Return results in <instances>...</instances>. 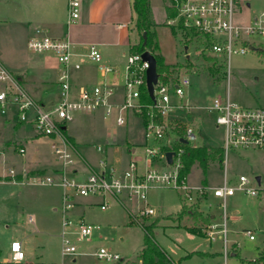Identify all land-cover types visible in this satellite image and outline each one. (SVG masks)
I'll use <instances>...</instances> for the list:
<instances>
[{"label":"rangeland","instance_id":"1","mask_svg":"<svg viewBox=\"0 0 264 264\" xmlns=\"http://www.w3.org/2000/svg\"><path fill=\"white\" fill-rule=\"evenodd\" d=\"M132 1L88 0L83 4V18H90L86 16L90 9L93 15V23L86 24L92 33L87 38L88 46L96 43L91 39L108 43L101 47V51L118 58L122 68L126 64V58L121 56L122 45H115L113 42L118 37L120 43L124 44L127 38L133 41L139 35L135 26V14L130 9ZM18 3L21 8L19 13L23 14L25 1L18 0ZM247 3H250V7ZM31 4L36 8L35 0ZM58 4L57 12L61 22L58 31L65 32L66 25L63 22L68 13L63 0ZM150 9L154 22L152 29L156 33L160 53L165 57L166 63L172 66L171 79L178 76L180 79L189 77L191 80V85L185 87L183 98V104L190 106L185 107L184 111L175 110L170 116L183 117L193 128L197 139L191 144L222 146L225 130L216 123V113L199 107H208L218 95H229L231 101L241 107H264V52L250 49L246 54L235 53L230 59V65L223 57H219L218 61H208L199 54V49L202 48L196 42L189 43L186 50L187 39L183 31L168 24L173 17L169 0H150ZM263 13L264 0H239L236 21L246 26L253 23L255 16ZM11 15L9 5L0 3V56L7 68L12 70L13 67H22L30 72L38 55L27 49L23 37L17 38ZM79 16L77 21L82 19V13ZM119 24L124 25L121 30L118 28ZM69 27V30L73 29V25L69 24ZM261 43L264 47L263 38L253 37L254 47L259 48ZM58 88V84L33 82L29 94L35 99H42L43 108L51 110L59 98L56 91ZM118 91L121 90L117 89L116 95ZM174 98L178 100L177 97ZM194 106L197 108H192ZM117 114V109H114L111 116H105L101 111L75 112L71 120L65 123V133L73 137L78 151L96 170L100 169L99 161L105 155L96 150L97 145L102 146L104 152L106 148L109 154L108 165H115L110 156L113 146L121 149L124 161L130 158L127 152L130 144L136 148L135 157L143 155L146 140L142 118L132 110H126L122 112L124 123L118 125ZM5 117L11 118L8 123H3ZM32 117L33 111L27 110L28 122L23 123H27L29 134L36 142L33 146L30 142L21 141L17 138V132L10 130V125L18 121L15 107L10 105L4 114L0 113V145L7 139L11 141L6 150L9 156H3L4 160H0V171L8 172L14 168L18 173L17 180H20L23 168H42L45 169V175L56 176L50 168L58 164L51 148L53 141L35 130L30 123ZM170 136L177 137L172 133ZM22 144L25 146L24 154L18 152ZM33 148L36 150L33 151ZM157 163L161 170L169 168ZM84 165L83 160L75 155V167L85 177L91 170ZM242 175L251 180V185L260 194L251 196L237 191L228 198L230 253L227 257L223 238L216 237L212 241L208 238L206 230L210 221H196L192 216L180 218L176 214L184 204L183 191L161 185L151 186L147 191L146 203L155 211L148 216L138 213L139 209L145 207L144 201L130 200L124 196L115 200L106 196L109 205L102 210L101 196L74 197L76 205L68 213L73 219L81 218L86 223L99 226V229L93 231L90 242H76L78 252L75 255H62L61 213L58 210L61 189L55 186L30 185L26 179L23 184L7 182L12 178L3 172L0 175V264H10L5 260L9 259V248L13 240L24 242L25 261L28 264H105L95 255L100 247L119 254L121 260L109 264L137 262V255L143 244V229L139 223L156 218L158 223L153 231L154 239L171 257V264H248L256 263L258 259L260 264H264V148L232 150L225 157L222 168L212 166L207 174L200 167L194 166L187 182L190 186L212 188L223 185L227 180L229 185L238 186ZM258 177L261 178L260 182ZM76 179L79 180L80 177ZM205 197V200L198 203L204 216L221 211V200L212 191ZM215 222H222L221 212ZM190 227L201 230V233H191L188 230ZM248 230L254 233V240L247 235ZM73 259L75 262H72Z\"/></svg>","mask_w":264,"mask_h":264},{"label":"built area","instance_id":"2","mask_svg":"<svg viewBox=\"0 0 264 264\" xmlns=\"http://www.w3.org/2000/svg\"><path fill=\"white\" fill-rule=\"evenodd\" d=\"M170 7L175 15L168 22L180 30L191 29L197 34L192 43L196 42L199 54L210 55L218 61L223 57L230 65L233 54H246L253 45V37L264 39V13L255 16L253 23L242 26L236 21V10L239 0H169ZM81 0H67L68 22L72 23L79 18ZM120 26H124L123 24ZM190 39V38H189ZM249 41V44L245 42ZM26 47L33 53H49L59 64L57 81L59 85V98L51 110H45L44 105L34 99L22 86L18 77L0 63V113L4 114L10 105L15 107L17 120L28 122L27 110L33 111L30 120L35 130L48 137L52 142L51 148L58 161L56 176L37 174L29 175L22 172L20 180L16 179L18 173L9 169L7 175L12 182L27 183L34 186H55L61 189L60 206L62 255H75L78 252L76 242L91 241V235L99 226L86 223L83 219H73L68 213L75 205L74 197L101 196L103 199L100 208L105 210L109 205L106 196L117 200L122 196L130 200L144 201L146 203L147 191L151 186L161 185L180 189L184 194V202L188 205L201 203L212 191L214 196L221 200L222 222H211L207 227L208 238L212 241L216 237L223 238L225 256L230 253L228 245V198L237 191L245 192L251 196H258L257 188L251 185V180L242 175L238 186L229 185L225 180L223 185L208 188L205 186H190L188 177H181L180 158L183 148L175 150V145L185 139L192 143L197 139L191 126H187L184 135L179 134L177 120L183 117H171L175 110L184 111L190 105L183 104L185 87L191 85L189 77L182 79L174 77L168 81L157 78L153 86L151 103L140 101V88L146 86V70L149 63L142 59V53H128L123 68L122 94L117 100V85L105 79L106 75H116L120 71L116 66L103 62L102 54L96 43L88 46L86 57L97 64L98 71L104 79L94 85H80L73 88L70 70L79 69V63H72V42L68 37H51L36 34L26 42ZM254 49V48H253ZM205 58V57H204ZM147 87V86H146ZM177 97L178 100H175ZM192 108H197L196 106ZM215 112L216 123L224 127L223 142L224 155L227 158L230 151L239 149L264 148V107L245 108L231 101L229 95L216 96L208 107H199ZM114 109L118 110L116 122L124 123L122 112L132 110L142 118L146 144L143 146L141 157L131 158L123 169L116 165H108L106 155L99 161L100 169L91 170V173L77 180L75 173V149L65 133V123L71 120L75 112L90 113L101 111L105 116H111ZM177 135L176 138L170 134ZM193 145V144H192ZM167 148V149H166ZM96 150L104 153L102 146L97 145ZM173 151V163H169L167 152ZM18 152L25 153L20 147ZM160 162L169 167L161 170ZM154 209L145 207L138 210L143 216L154 214ZM251 240L255 235L247 231ZM98 259L105 264L121 260L118 253L111 252L104 247L95 251ZM26 255L21 241L13 240L9 248L10 264H27ZM75 262V259L72 260ZM64 264V263H61Z\"/></svg>","mask_w":264,"mask_h":264},{"label":"crops","instance_id":"3","mask_svg":"<svg viewBox=\"0 0 264 264\" xmlns=\"http://www.w3.org/2000/svg\"><path fill=\"white\" fill-rule=\"evenodd\" d=\"M25 1V11L24 13H19V10H21L20 5L18 3V0H0V3H3L5 5H9V10L11 9L12 13V20L13 24L15 25L16 28V36L17 38L23 37L25 39V44L27 40L34 36L36 34V31L39 30L41 35H48L51 37H68L69 40L72 42V51H73V56L71 58L72 63H79L80 68L79 69H74L73 67L70 70L71 73V83L73 88H77L80 85H87L91 86L94 85L104 79V77L101 75V73L98 71L97 64L90 61L86 57V51L88 48V43L89 40L87 39L89 35H92V33L89 31V27L86 25L87 22L93 23L92 17L93 15L91 14V9L90 11L88 10L86 12V16L90 17L89 19L83 18V12H84V7L83 4L87 2L88 0H81V9L80 15L82 13V19L80 21H74L72 23L68 22V14H67V19L65 22L66 25V31L61 32L58 31V28L61 24L57 12V7L58 3L60 0H35L36 3V8H33V5L31 4L32 0H24ZM84 1V2H83ZM133 2V1H132ZM132 2L130 5V9L133 10L132 7ZM64 5L66 6L67 10V0H63ZM63 5V4H62ZM134 12V11H133ZM68 13V11H67ZM135 14V13H134ZM80 17V16H79ZM255 18V17H254ZM69 24L73 25V29L69 30ZM122 24H119L118 28H121L123 26H120ZM61 29V28H60ZM139 39V35H137L136 38H134L133 41L130 40V38H127L125 43L122 44L120 43V39L117 37L116 41L113 42L115 45H122V55L123 57L126 58V55L130 51V47L135 44ZM91 41H95L99 47V50L102 54V59L103 62L112 66H116L119 69V73L116 75H106L105 79L111 83H115L118 87V90L120 89L121 91H118V95H116V98L120 100L121 98V92H122V76H123V68L122 65L120 64L118 58L113 57L109 54H106L101 51V47H104L103 45L108 44L101 42L103 40L99 39H91ZM125 49V50H124ZM1 55V54H0ZM34 55H38L35 58V61L32 64L31 71L29 72L26 69H23L22 67H13L15 70H11L10 68H7V66L4 64L3 60L1 59L0 56V63H2L7 69H9L15 76L18 77L19 81L21 82L22 86L26 89L28 93H30V86L32 83H50L53 85L57 84V74H58V69H59V64L56 61L55 57L49 53H34ZM53 60V63H52ZM19 70V71H18ZM1 88V85H0ZM57 91V97L59 96V88ZM120 95V98H119ZM35 99V98H34ZM40 103L43 104V100L38 98L36 99ZM11 118L5 117L3 119V123H8ZM13 119V118H12ZM14 120V119H13ZM16 120V119H15ZM2 123V124H3ZM32 125V124H31ZM11 129L13 133H16L22 140H25V142H30L31 145L33 146L36 144V142L33 140L32 135L29 134V129L27 127V123L19 122L16 121V123L11 124ZM66 129V128H65ZM69 136V135H68ZM16 137V136H15ZM71 137V136H70ZM48 138V137H47ZM49 139V138H48ZM50 140V139H49ZM72 145L74 146L75 149V155L80 157V159L83 160L84 166H87L90 170H93L94 168L92 167L91 164L84 158V156L78 151L75 140L73 137H71ZM10 140L7 139L5 142H3L0 145V153H2V156H0V160L3 161L5 156L7 158V153L6 150L8 147H10ZM25 149L24 144L21 145ZM36 150V149H35ZM33 148V151H35ZM127 152L130 156L129 159L126 161L123 160L122 158V152L121 149L118 148L117 146H113V150L110 152V156L115 162V165L118 166L119 168L123 169L127 166L128 161L131 158L135 157V152L136 148L134 147L133 144H130V147L127 146ZM104 154L106 157H109V154L105 152ZM1 155V154H0ZM9 156V155H8ZM138 157V156H136ZM108 159V158H107ZM33 160V159H32ZM58 165H52L51 172L55 171L57 169ZM14 169V168H13ZM34 170H43L45 169L42 168H31L29 170L23 168L22 171L28 172V171H34ZM74 170L75 173L73 174L74 177H80L82 179L84 177L83 172H81L79 169L75 167L74 164ZM1 173L5 172L8 173L7 171H0ZM0 173V175H1ZM2 181V180H0ZM4 181V180H3ZM11 180H8L7 182H10ZM125 197V196H124ZM54 210H57V208H54ZM210 216V222H215L217 217L220 216V211L218 210L216 213L208 214ZM189 216V215H188ZM189 230V228H188ZM190 231V230H189ZM191 232V231H190ZM193 233V232H191ZM196 234V233H193ZM200 235V234H199ZM22 246H24V242H21ZM24 248V247H23ZM234 255V254H232ZM28 264V263H27ZM29 264H34L29 263Z\"/></svg>","mask_w":264,"mask_h":264},{"label":"trees","instance_id":"4","mask_svg":"<svg viewBox=\"0 0 264 264\" xmlns=\"http://www.w3.org/2000/svg\"><path fill=\"white\" fill-rule=\"evenodd\" d=\"M133 11L135 13V26L139 33V40L130 47V53H142L144 51H149L156 60V72L159 79L168 81L171 79L170 73H172V66L167 64L165 57L162 56L159 50V43L155 31L152 29L154 22L152 19L151 9H150V0H133L132 2ZM170 13L172 16L175 15V11L170 7ZM145 33V37L143 36ZM183 33L187 39V45L192 42L194 36L197 34L194 30L185 29ZM190 38V39H189ZM249 44V41L245 42ZM261 43L257 49L259 52H264V47ZM208 61L214 62V58L210 55H204ZM217 71V69H216ZM140 101L143 103H151L153 100L149 95L148 89L145 85L140 88ZM178 132L181 135H184L185 129L188 126V123L184 120H177ZM70 142L71 137L68 136ZM183 148V153L180 158L181 177H188L191 173L194 166L201 168L204 174H207L208 170L212 166H224L225 155L222 146H204V145H192L191 143H184L182 140L179 141L174 149L179 150ZM167 149V148H166ZM57 169H55L56 171ZM53 171L52 173H54ZM29 175L45 174L43 170H34L28 172ZM206 181H204L205 183ZM180 218L184 216H192L196 221L201 220L203 222L210 221V216H204L200 211L199 204L188 205L184 202L181 209L176 213ZM130 219L131 216L129 215ZM133 222L132 220H130ZM158 219L153 221H144L139 223L143 229V244L137 255L138 261H132L128 264H171L172 259L167 254L165 250L155 241L153 231L156 228ZM189 230L193 233H201V230H197L194 227H190ZM244 263L246 261L242 259ZM247 264V263H246ZM248 264H260V260L256 263Z\"/></svg>","mask_w":264,"mask_h":264},{"label":"water","instance_id":"5","mask_svg":"<svg viewBox=\"0 0 264 264\" xmlns=\"http://www.w3.org/2000/svg\"><path fill=\"white\" fill-rule=\"evenodd\" d=\"M143 36L145 37V33H143ZM253 49V47H251ZM186 50H188V46H186ZM142 59L146 60L149 63V67L146 70V86L149 92V95L151 98H153V86L157 82V72H156V60L154 56L149 52V51H144L142 53ZM184 143H187L188 141L185 139H182ZM173 151L167 152L166 156L169 161V163H173V156H174ZM258 181H261V178L258 177Z\"/></svg>","mask_w":264,"mask_h":264},{"label":"flooded vegetation","instance_id":"6","mask_svg":"<svg viewBox=\"0 0 264 264\" xmlns=\"http://www.w3.org/2000/svg\"><path fill=\"white\" fill-rule=\"evenodd\" d=\"M247 6L250 7V3H247Z\"/></svg>","mask_w":264,"mask_h":264}]
</instances>
